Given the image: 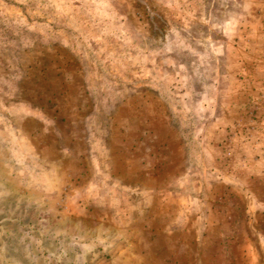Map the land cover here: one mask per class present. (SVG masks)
<instances>
[{
  "label": "rangeland",
  "instance_id": "rangeland-1",
  "mask_svg": "<svg viewBox=\"0 0 264 264\" xmlns=\"http://www.w3.org/2000/svg\"><path fill=\"white\" fill-rule=\"evenodd\" d=\"M0 264H264V0H0Z\"/></svg>",
  "mask_w": 264,
  "mask_h": 264
}]
</instances>
